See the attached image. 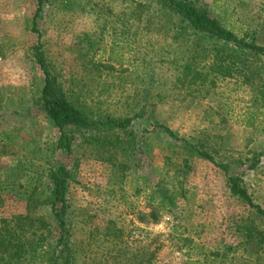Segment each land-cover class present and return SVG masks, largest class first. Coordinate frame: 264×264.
Instances as JSON below:
<instances>
[{
    "label": "rangeland",
    "instance_id": "obj_1",
    "mask_svg": "<svg viewBox=\"0 0 264 264\" xmlns=\"http://www.w3.org/2000/svg\"><path fill=\"white\" fill-rule=\"evenodd\" d=\"M194 1L264 46V0ZM36 6L0 0V221L41 214V232L57 238L39 193L51 167L65 164L75 264H264V57L245 64L246 74L262 66L253 85L221 76L204 50L212 41L162 0H44L38 32ZM38 39L74 105L102 120L138 114L131 125L80 135L69 155L58 149ZM250 111L252 127L244 125ZM157 123L197 141L217 164L175 147ZM229 174L253 207L231 193Z\"/></svg>",
    "mask_w": 264,
    "mask_h": 264
},
{
    "label": "trees",
    "instance_id": "obj_2",
    "mask_svg": "<svg viewBox=\"0 0 264 264\" xmlns=\"http://www.w3.org/2000/svg\"><path fill=\"white\" fill-rule=\"evenodd\" d=\"M165 6L179 16L180 21L185 23L194 35L201 34L204 38L213 43L212 49L204 48L207 56L212 54V65L215 72L223 77L237 74L242 76L243 82L253 85L252 76H260L261 67L248 74L246 62L248 57L257 60L264 57V46L255 43L252 37L246 38L240 33L226 27L219 17H214L202 7L197 6L194 0H162ZM44 0H36L37 6L32 19V30L38 32L34 26L35 19L38 17ZM35 57L39 67L44 74V85L42 87V103L47 118L58 130L56 146L66 154H71L75 141L89 131H98L99 126L109 129L126 130L138 114L132 117L110 118L103 120L93 117L74 105L63 93L62 87L57 84L54 76L48 71L47 63L42 53V45L38 39L35 46ZM206 78L201 82L205 84ZM244 125L252 127L255 116L250 111L244 117ZM155 128L160 129L165 135L185 153L196 154L214 164L213 157L200 147L197 141L185 139L179 136L168 126L156 124ZM228 172L227 167L218 164ZM251 167V165H250ZM47 181L43 188L44 204L50 209L51 224L57 231V238L49 239L42 229L47 227V221L41 214L25 215L19 214L10 219L0 221V264H26L35 263L37 260L45 264H75L74 257L69 246V227L67 225L68 208V186L72 179V171L65 164L55 165L47 174ZM242 179L234 174L227 176V183L231 193L245 199L250 206L251 198L246 189L242 186ZM162 194L165 193L163 187L156 189ZM170 201V197H167ZM259 212L262 213L261 209ZM52 241L54 245H52ZM189 264H206L193 261Z\"/></svg>",
    "mask_w": 264,
    "mask_h": 264
}]
</instances>
